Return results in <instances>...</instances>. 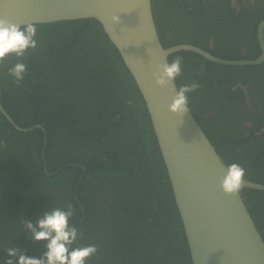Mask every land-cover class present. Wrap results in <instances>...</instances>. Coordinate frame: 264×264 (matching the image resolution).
Returning <instances> with one entry per match:
<instances>
[{
  "label": "trees",
  "instance_id": "16d2710c",
  "mask_svg": "<svg viewBox=\"0 0 264 264\" xmlns=\"http://www.w3.org/2000/svg\"><path fill=\"white\" fill-rule=\"evenodd\" d=\"M160 3L151 0L153 20L164 48L190 44L209 51L195 36L185 34L181 24L178 32L165 37L162 6L167 12L171 5L169 1ZM36 26L37 47L20 58L27 65L24 79L16 82L8 73V68L18 62L15 56L0 66V102L18 126L46 127L48 143L43 161V132H20L0 112V139L10 154L7 158L1 156L6 159L0 168V239L4 241L0 240V245L7 249L14 247L8 244L15 242L16 248L27 256L40 258L46 243L38 249H27L25 238L20 236L25 232L24 225L12 215L25 201L30 211L24 221H34L45 210L71 204L70 223L81 236L84 231L91 234V229L99 227L102 231L106 227L102 246L81 241V236L74 243V247H98L86 264H191L148 112L117 49L94 19ZM194 30L199 34L198 26ZM211 53L220 57L219 53ZM176 56L183 57L176 86L199 84L188 94L189 108L217 154L226 165L236 162L243 166L245 179L264 184V132L261 136L252 133L245 137V127L237 121L239 116L232 115L230 105L239 93L230 90L236 77L247 76L243 82L249 83L251 72H256L255 83L264 88L261 66L217 65L187 51L170 55L169 62ZM205 113L211 116L204 118ZM84 115L87 117L82 118ZM258 121L261 123L264 118ZM222 124L225 129L219 132ZM119 138L123 140L121 145ZM109 141L113 142L111 147L122 148L117 155L100 156L108 157L101 160L95 152L100 144ZM67 163L85 166L84 176L74 165L64 166L53 176L44 172H54ZM241 193L264 239V192L242 189ZM106 209L111 211L110 218L97 214ZM81 210L85 213L83 223L78 221L83 215ZM14 233L11 242L9 238ZM8 258L0 247V264Z\"/></svg>",
  "mask_w": 264,
  "mask_h": 264
},
{
  "label": "water",
  "instance_id": "95a60500",
  "mask_svg": "<svg viewBox=\"0 0 264 264\" xmlns=\"http://www.w3.org/2000/svg\"><path fill=\"white\" fill-rule=\"evenodd\" d=\"M113 15L119 17V23H112ZM0 17L22 27L29 22L96 20L117 49L145 104L182 222L191 264H264V239L242 193L226 196L219 187L227 165L191 112L181 118L167 110L174 93L155 86L152 75L156 63L169 62L170 55L182 51L219 65H259L264 62V20L258 27L262 55L255 59L226 60L190 44L164 48L153 20L151 0H0ZM0 112L20 132L34 128L45 131L40 125L18 126L1 102ZM44 138L43 161L47 135ZM64 166L44 172L53 176ZM243 189L264 192V184L245 179Z\"/></svg>",
  "mask_w": 264,
  "mask_h": 264
},
{
  "label": "flooded vegetation",
  "instance_id": "af4514ba",
  "mask_svg": "<svg viewBox=\"0 0 264 264\" xmlns=\"http://www.w3.org/2000/svg\"><path fill=\"white\" fill-rule=\"evenodd\" d=\"M158 1L161 2L160 4H164L165 1H169V4L171 5V8L167 12L164 10V5L162 6L161 15L162 18H164V22L167 27L166 28L167 32L165 34V37H170L174 34V32H178V26L181 24L185 28V34H189L190 36H195V38L197 39V41H199L200 44L205 45L207 47V49L209 50L207 52L219 53L220 54L219 58H222L221 56H223V57H233V60H247V59H255L262 55L263 49L258 40V27L260 22L264 20V0H158ZM183 9H185V12H183ZM179 17L183 18V21L179 20ZM197 26L200 29L199 34H196L194 30L195 27ZM263 40H264V29H263ZM259 65L262 68L259 71H262V74L264 76V62L260 63ZM259 65H250V66H259ZM255 74L256 72H251L252 77L249 79L250 80L249 83L243 82V80L245 79L248 80L247 76L241 78L236 77L235 79L237 82H235L234 85H232L230 88V90L233 92L235 91L239 92L235 94L234 99L232 100L230 105L232 107V115L239 116V119L237 121L242 123L245 127L244 130L245 137H250L252 133L255 136H261V133L264 132V121H262L261 123L258 121L259 118L262 117L264 118V88L260 83L257 82L255 83L254 80ZM210 116L211 114L209 113L203 114L204 118H208ZM85 117L87 116L86 115L82 116V118ZM246 118H249L250 120L246 121L245 120ZM239 122L237 123L239 124ZM254 122L257 124H254ZM259 124H261V126H259ZM40 126L44 127L43 125ZM221 127L222 130H218L219 132H223V130L225 129V126H223V124ZM253 128H257L258 131L253 130ZM34 129H38V128H34ZM44 129L45 131L41 129L39 130L43 132L44 136L48 135L46 131V127H44ZM122 141L123 140H121L120 138L117 139V142L120 145ZM112 143L113 142L109 141L100 144L101 147L97 150V152H95V154H97V157L100 158V156L105 157V156L117 155L118 151L122 148V146L116 149L111 147ZM0 150L3 153V155H0V168H3L4 166L3 162L5 161L7 156H10V154L7 148L5 147V143L1 139H0ZM92 150L93 148L91 149V152ZM236 150L240 151L239 148L237 147ZM104 151L105 153H103ZM1 156H5L6 158ZM107 158L108 157L100 158V159L106 160ZM74 166L80 168L82 172L81 177H83L86 172V168L85 170H83L82 167L85 166L80 164H74ZM75 199L77 200L76 197ZM26 203L28 202L25 201L24 204H20L18 206L19 207L18 210L15 211L14 215H12L13 218L18 222V224L23 223V221L27 218V215L30 211V207L25 206ZM81 211L83 215L78 220L79 223H83L85 219V213L83 210ZM98 213L101 215H106L105 218H110L111 211L106 209L105 212H97V214ZM13 218L9 217V219H13ZM105 228L106 227H103L102 231L99 227L97 229H91V234L84 231L83 233L84 236H81L80 240L96 243L98 244V247L102 246L105 243L104 242ZM0 229L2 230L1 227ZM21 230H23V228H21ZM22 234L23 235L20 236H23L25 238L27 242V249L29 248L38 249L41 245L46 243V241H33L30 233L24 232ZM15 235L16 233L11 235L9 241L12 242L15 238ZM17 238L18 240H21L19 236H17ZM23 241L24 240H21V243H23ZM1 242L4 241L1 240ZM8 245L9 246L13 245L15 248L17 247V244L15 242ZM0 247L2 248V250H4L7 253L6 249L2 245H0Z\"/></svg>",
  "mask_w": 264,
  "mask_h": 264
},
{
  "label": "clouds",
  "instance_id": "9594fccd",
  "mask_svg": "<svg viewBox=\"0 0 264 264\" xmlns=\"http://www.w3.org/2000/svg\"><path fill=\"white\" fill-rule=\"evenodd\" d=\"M111 20L113 24L120 22L117 15H113ZM37 32L38 28L34 23L29 22L22 27L7 17H0V66L10 56L18 58V62L8 68V73L16 82L24 79L27 65L20 58L29 49L37 47ZM182 63L181 56L174 57L170 62L156 63L152 74L155 86L167 88L169 93H174L167 110L181 118L191 112L188 94L199 88L196 82L176 88L173 82L181 74ZM245 176L246 169L239 163L227 165L219 182L223 194L238 196L244 187ZM72 216L73 209L69 204L66 208L45 210L35 221H23L24 231L30 233L33 241H46V251L40 258H35L27 256L18 248L9 247L6 249L9 258L5 260V264H86L97 253L98 247L94 244L73 246L82 233L70 223Z\"/></svg>",
  "mask_w": 264,
  "mask_h": 264
}]
</instances>
